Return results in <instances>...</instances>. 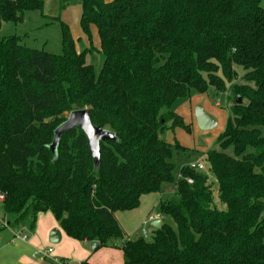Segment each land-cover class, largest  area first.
<instances>
[{"label":"trees","instance_id":"1","mask_svg":"<svg viewBox=\"0 0 264 264\" xmlns=\"http://www.w3.org/2000/svg\"><path fill=\"white\" fill-rule=\"evenodd\" d=\"M76 3L89 46L78 49L60 15L51 18L62 25L61 54L16 35L0 38V193L8 225L23 221L34 231L38 215L51 212L74 239L100 247L121 240L124 264H264L262 0H63L62 7ZM44 8L45 0H0V27L28 11L46 16ZM210 88L227 92L226 126L207 149L206 171L183 165L176 179L175 157L187 147L161 135L188 127L176 101ZM85 108L116 135L101 142L98 166L79 127L51 150L58 126ZM169 183L174 197L160 202V214L175 227L163 221L151 239L129 238L116 212L138 208L143 195Z\"/></svg>","mask_w":264,"mask_h":264},{"label":"rangeland","instance_id":"2","mask_svg":"<svg viewBox=\"0 0 264 264\" xmlns=\"http://www.w3.org/2000/svg\"><path fill=\"white\" fill-rule=\"evenodd\" d=\"M62 4L63 0H45L44 12L46 16H43L38 10H34L26 12L23 21L18 23L3 22L0 27V38L16 35L21 37V43L28 47L45 50L50 53L61 54L63 52L62 25L60 21L56 19L54 20L51 17L60 15L61 19L66 22L63 18L65 11V14L68 15L69 20L73 25L72 30L70 24L66 22L69 25L73 36L75 38H82L78 42L79 47L82 45L88 46L89 40L84 34L80 25L81 16L79 13V7L77 6L80 4L76 3L66 5L65 7H62ZM261 5L264 8V0H262ZM94 37L95 34L93 33V43L95 45L97 39L94 41ZM93 58L95 70L96 72H99L103 65L104 55L102 53L95 52ZM239 72L241 73V70H239ZM189 99L192 103V109H194V112L195 108L197 107L196 104L199 103L198 105H202L206 111L208 109L209 111L216 113L218 123L216 127L211 130H203L198 126L195 119L189 116L187 108L182 109L184 113V115H182L185 117L184 120L188 127L187 129L177 128L175 131H173L176 132L177 139L180 141V143L187 147V149L180 157H175L176 170L174 172V176L176 179L180 178V168L183 165H188L199 160H202L203 162L205 161L207 149L216 146V138L224 130L229 114L230 104L227 99V92H217L212 88H210L205 93H197L193 91L189 97L179 99L174 105V109L178 103L181 101H187ZM171 123L172 122H169V124ZM169 132L172 131L167 129L161 136L165 138ZM152 196H154V198L162 197L163 199L173 198V184H165L161 194L157 193ZM152 213L155 216H158L160 214L159 207L156 206ZM44 218L46 220V218L52 219L53 217L51 214H47L44 216ZM8 220L9 219L6 216L4 204L0 202V264H18L19 259L24 255L31 256L32 253L37 250H44L48 248H53V252L47 259L51 258L54 260L57 258L54 255V243L44 244L40 236L34 237L35 235L30 229L24 227L25 229L21 230L20 224L23 221L8 225ZM164 222H167L175 227L174 223L169 217H166ZM133 229H135L134 231L137 233V235H142L143 230H146L147 234L145 237L149 240L152 238L155 227L152 225V220H150L148 217L142 223L133 225ZM135 232L132 236L133 238L136 237ZM18 234L26 235L30 240H35V243L37 242L36 245L38 248H35L34 250L33 247L27 243L19 244L18 240L15 239L16 235ZM39 257L43 259L40 254H38L37 258Z\"/></svg>","mask_w":264,"mask_h":264},{"label":"crops","instance_id":"3","mask_svg":"<svg viewBox=\"0 0 264 264\" xmlns=\"http://www.w3.org/2000/svg\"><path fill=\"white\" fill-rule=\"evenodd\" d=\"M108 1H111V0H108ZM77 6L79 7V13L81 16V13H82L81 5H77ZM66 11H68V10H66ZM63 18L65 19L66 22H68L70 24V26L73 30V27H72L73 25H72L71 21L69 20L68 15L65 14V11L63 14ZM92 33L95 34L94 41L97 39V42L95 43L94 46L97 48H100V40H99L98 34L96 36L97 29L95 27H92ZM75 39L80 40L82 38L78 37ZM85 46L86 45H82L79 47V45H78V49L80 50V49L84 48ZM88 46H89V44H88ZM99 53H101V51ZM176 103H177V101H176ZM198 104L199 103H197L196 106H198ZM184 108H187V112L189 113V116L194 118L196 121L194 109H192V103H191L190 99L187 101H181L180 103L177 104V106L174 109L177 114H179L181 117H183V119H185V117L183 116L184 113L182 111V109H184ZM207 111L217 119V115L215 112L209 111L208 109H207ZM217 123H218V120H217ZM169 131H172V132H169L172 134L168 133L167 137L165 136V139L173 140L174 138H177L176 132H174L173 129H169ZM155 194H157V193H150V194L143 195L141 197L140 206L134 210L117 211L116 212L115 216L118 219L120 225L122 226V228L124 229V231L126 232V234L129 238L134 239L132 237L134 232H135L134 231L135 229H133V225L142 223L148 217L149 218L155 217L156 219L154 221H152V225H153V223L155 221H157L159 218L162 217L161 214H159L158 216H155L152 213V211L154 210V208L156 206L159 207V210H160V202L162 200H164L162 197L154 198V196H152V195H155ZM158 194H161V193H158ZM0 202L3 203V200H0ZM47 214H51L53 218L52 219L46 218V220H45L44 216ZM163 221L164 220L162 219V224H163ZM7 224H9V220H8ZM24 227L29 229L28 223L21 225L20 229L23 230V229H25ZM53 229H58L60 231V234H61L60 241L55 244L54 255L57 258L59 257L62 260H64L66 262V264H124V252H123L122 248L120 247L121 246V240L114 239L111 241L112 245L102 246V247H100V245H99L96 249H92V246H91L92 242H84V241H80V240H77V239H74V238L68 236L66 234V232L60 227V225L58 224L54 215L51 212L40 213L38 215L37 226H36L35 230L32 232L35 235L34 237L40 236L42 242L44 244H47V243H51L50 242V233L52 232ZM139 236H141V235H137V233H136L135 238H137ZM18 242H19V244L27 243V244L31 245L34 250H35V248H38V246L36 245L37 242L35 243V240H32V239L30 240L29 237L26 241H18ZM39 251L40 250L33 252L34 254L32 253L31 256L30 255H24L23 257H21L19 259L18 264H56L55 261L52 260L51 258L47 259L49 257H45L43 259L40 257L37 258Z\"/></svg>","mask_w":264,"mask_h":264},{"label":"water","instance_id":"4","mask_svg":"<svg viewBox=\"0 0 264 264\" xmlns=\"http://www.w3.org/2000/svg\"><path fill=\"white\" fill-rule=\"evenodd\" d=\"M238 101H241V98H237ZM195 118L198 126L203 130H211L216 127L217 119L204 109L202 105H198L195 108ZM79 127L88 138V146L90 153L93 156L95 165L98 166L101 159V142L102 141H115L116 135L107 129H104L100 125H95L91 119L88 109H76L71 111L67 119L55 130V135L53 142L51 144V150L56 151L57 146L61 140V137L64 133L74 130ZM162 220L158 219L153 223L155 228H160ZM60 231L58 229H53L50 233V242L58 243L60 241ZM92 249H96L99 246L98 241H93Z\"/></svg>","mask_w":264,"mask_h":264},{"label":"built area","instance_id":"5","mask_svg":"<svg viewBox=\"0 0 264 264\" xmlns=\"http://www.w3.org/2000/svg\"><path fill=\"white\" fill-rule=\"evenodd\" d=\"M191 166V168L197 170V171H206V166L204 164V162L202 160L193 162L191 164H189ZM189 183H192L193 180L192 179H188ZM0 200H4V195L0 193ZM150 220L154 221L156 218L155 217H150ZM159 219H163V217L159 218ZM147 232L146 230H143V234L142 236H146ZM16 240L18 241H26L28 239V237L26 235H16ZM53 252V248H48V249H44V250H40L38 252V254H40L43 258L45 257H49V255ZM56 264H66V262L64 260H62L61 258H55L54 259Z\"/></svg>","mask_w":264,"mask_h":264}]
</instances>
